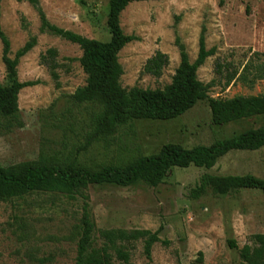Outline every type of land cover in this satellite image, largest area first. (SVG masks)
Segmentation results:
<instances>
[{
  "label": "rangeland",
  "instance_id": "obj_1",
  "mask_svg": "<svg viewBox=\"0 0 264 264\" xmlns=\"http://www.w3.org/2000/svg\"><path fill=\"white\" fill-rule=\"evenodd\" d=\"M39 1L51 24L89 39L108 41V0ZM219 1L152 0L129 4L120 15V26L124 34L137 40L118 54L122 88L162 89L168 85L179 65L176 34L192 62L198 52L201 26L205 25L206 48H214L215 53L197 70V78L204 84L213 83L209 96L264 94V79L251 85L238 80L247 62H264V0H222L221 6ZM176 16L179 21L174 27ZM0 25L10 41L11 58L29 36L37 38L36 46L20 59L17 78L20 82L39 81L19 92L22 127L8 131L0 127V167L69 161L87 168L122 165L156 154L167 143L184 148L209 146L250 128L264 127V119L214 125L205 100L175 119L135 120L109 137L92 139L96 107L76 105L69 98L86 79L78 61L79 47L41 34L38 16L26 2L1 0ZM48 48L58 52L59 87L39 64V55ZM156 51L169 59L158 78L142 73ZM1 54L0 42V82L5 85ZM232 71L237 74L226 84L227 74ZM252 73L244 74L251 79ZM205 173L252 174L264 179V148L231 152L210 170L174 168L156 187L144 183L128 187L91 185L73 197L37 193L0 201V264H74L76 227L83 203L88 204L97 230L158 233L160 240L152 246L150 258L143 252L142 241H138L129 262L115 260L116 264H199L200 252L201 264H241L239 250L253 245L254 235H264V195L257 190H240L220 197L208 190L194 199L191 190ZM230 241H234L235 248L229 246Z\"/></svg>",
  "mask_w": 264,
  "mask_h": 264
},
{
  "label": "trees",
  "instance_id": "obj_2",
  "mask_svg": "<svg viewBox=\"0 0 264 264\" xmlns=\"http://www.w3.org/2000/svg\"><path fill=\"white\" fill-rule=\"evenodd\" d=\"M16 1L26 2L35 10L41 34L61 38L77 45L81 50L78 61L86 75L85 84L77 88L69 98L73 104L96 107L92 114V139L109 137L121 126L135 120L175 119L192 109L198 102L205 100L208 102L211 121L217 126L237 121L264 119V94L213 98L209 96L213 83L204 84L197 78V70L215 53L214 48H206L205 25L201 26L198 52L192 62L189 60L185 45L176 34L174 45L178 49L179 65L168 85L162 89H142L136 86L125 89L120 84L123 69L118 54L125 45L136 41L137 37L124 34L120 26V15L131 3L152 0H108L106 21L108 41L89 39L51 24L39 0ZM222 4L223 1L220 0L219 5ZM178 21L179 16H176L174 27ZM21 26L23 29L27 27L24 17H21ZM0 42L6 79L5 85L0 82V127L8 131L23 125L18 107L19 92L25 87L39 84V81L20 82L17 78L19 61L36 46L37 38L29 36L12 58L10 41L1 25ZM57 56L56 49L48 48L39 55V64L46 68L55 86L59 87ZM168 63L167 55L156 51L144 64L142 73L158 78ZM242 71L253 72L251 79L244 73L238 76L239 81L251 85L256 80L264 79V62L252 64L249 61ZM217 73H221L220 65H217ZM236 74V71L227 74L226 84H229ZM261 148H264V127L250 128L209 146L184 148L179 144L167 143L156 154L140 156L122 165L87 168L75 161H69L28 162L0 167V201H11L37 193L73 197L91 185L128 187L144 183L156 187L174 168L194 166L210 170L220 158L231 152H251ZM208 190L220 197L240 190H257L264 195V179L252 174L205 173L191 190V197L199 198ZM76 229L74 264H116L115 260L128 263L138 241H142L143 252L150 258L152 246L160 240L157 232L152 233L149 230H97L87 203L82 205ZM252 240L253 245H244L239 250L241 264H264V235H254ZM229 246L236 247L234 241H230ZM197 261L199 264L202 263L201 252L198 253Z\"/></svg>",
  "mask_w": 264,
  "mask_h": 264
}]
</instances>
